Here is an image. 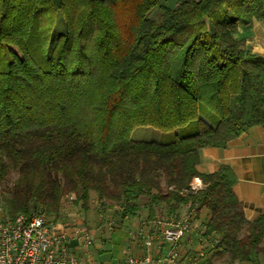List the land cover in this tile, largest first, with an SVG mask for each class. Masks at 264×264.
I'll use <instances>...</instances> for the list:
<instances>
[{
  "label": "trees",
  "instance_id": "16d2710c",
  "mask_svg": "<svg viewBox=\"0 0 264 264\" xmlns=\"http://www.w3.org/2000/svg\"><path fill=\"white\" fill-rule=\"evenodd\" d=\"M162 1L0 0V200L10 217L56 218L70 193L127 216L142 196L150 216L204 205L213 256L251 260L264 211L246 219L229 164H197L264 126V57L236 37L264 21V0ZM140 126L173 137L133 139Z\"/></svg>",
  "mask_w": 264,
  "mask_h": 264
},
{
  "label": "crops",
  "instance_id": "0c3cea01",
  "mask_svg": "<svg viewBox=\"0 0 264 264\" xmlns=\"http://www.w3.org/2000/svg\"><path fill=\"white\" fill-rule=\"evenodd\" d=\"M237 29L236 37L244 39L253 53L264 57V21L254 20ZM199 156L197 169L203 173L215 172L223 164H229L237 178L233 190L242 203L247 220L253 221L264 211V126L247 129L226 147H202ZM192 185L203 187L200 178H195ZM90 196L89 207L84 209L73 195H66L59 215L54 219V222L70 227L67 248L69 253L77 256L78 264H126L130 257L143 259L147 256L154 259V264H264V255L258 252L246 261H233L229 255L214 257L212 241L203 236L209 218V210L204 205L196 211H191L189 204L184 205L172 214L163 204L155 216H150L149 197L142 196L139 210L134 216H127L120 206L101 208L96 192H91ZM5 210L6 206L0 200V219L7 216ZM185 216H188L189 228L178 245L172 247L163 240V227L156 220H183ZM73 225L89 230L92 243L88 245L73 235ZM148 239L152 244H147Z\"/></svg>",
  "mask_w": 264,
  "mask_h": 264
},
{
  "label": "built area",
  "instance_id": "2783aa9c",
  "mask_svg": "<svg viewBox=\"0 0 264 264\" xmlns=\"http://www.w3.org/2000/svg\"><path fill=\"white\" fill-rule=\"evenodd\" d=\"M194 189H197L194 185ZM187 217L160 218L156 223L163 227L162 238L172 247H176L189 228ZM70 228V227H69ZM68 227L54 222L43 211L27 217L20 214L16 217L6 216L0 219V264H78L77 256L69 253L67 239L70 236ZM73 235L81 238L86 244L92 243L89 230L73 226ZM147 244H152L150 239ZM126 264H154V259L147 256L143 259L128 258ZM121 264V263H118Z\"/></svg>",
  "mask_w": 264,
  "mask_h": 264
},
{
  "label": "rangeland",
  "instance_id": "374dc122",
  "mask_svg": "<svg viewBox=\"0 0 264 264\" xmlns=\"http://www.w3.org/2000/svg\"><path fill=\"white\" fill-rule=\"evenodd\" d=\"M179 1H181V0H163L162 4L169 6V7H175L179 3ZM160 14H161L160 9L155 8V10L151 13V17L157 19V18H159ZM131 137L133 139H136V140H147V139L148 140H154L156 138H159L160 140L167 141L173 137V132H165L164 133V132H160L159 130L152 128V127H149V126H140V127L134 128L131 131ZM17 176H18V174L13 171L10 175L9 183L10 184L13 183V181L17 178ZM0 188H1V186H0ZM0 193H1V189H0ZM70 194L75 197L74 199L77 198L75 193H70ZM70 194H67V195H70ZM70 198H69V196L67 197L68 200H70ZM74 201L75 200H73V202ZM88 207H89V205H88ZM50 218L53 221L55 219V217H50ZM81 227H83V226H81Z\"/></svg>",
  "mask_w": 264,
  "mask_h": 264
}]
</instances>
